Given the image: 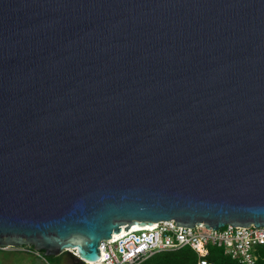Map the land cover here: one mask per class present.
<instances>
[{
    "label": "water",
    "instance_id": "obj_1",
    "mask_svg": "<svg viewBox=\"0 0 264 264\" xmlns=\"http://www.w3.org/2000/svg\"><path fill=\"white\" fill-rule=\"evenodd\" d=\"M170 220L264 227V0H0V250Z\"/></svg>",
    "mask_w": 264,
    "mask_h": 264
},
{
    "label": "built area",
    "instance_id": "obj_2",
    "mask_svg": "<svg viewBox=\"0 0 264 264\" xmlns=\"http://www.w3.org/2000/svg\"><path fill=\"white\" fill-rule=\"evenodd\" d=\"M176 221H161L154 225L112 234L111 239L100 245V260L96 263L84 261L86 264H141L154 255L184 248L192 249L200 258V264H210L205 261L211 248L223 250L225 256L237 264H258L257 247L264 246V227L238 228L227 225L222 229L213 230L205 224L195 228L175 226ZM8 250V249H7ZM23 252L41 254L33 248L16 249ZM76 255L75 252H73Z\"/></svg>",
    "mask_w": 264,
    "mask_h": 264
},
{
    "label": "trees",
    "instance_id": "obj_3",
    "mask_svg": "<svg viewBox=\"0 0 264 264\" xmlns=\"http://www.w3.org/2000/svg\"><path fill=\"white\" fill-rule=\"evenodd\" d=\"M257 254L259 256L258 264H264V246L257 247ZM41 256H44L43 252ZM49 258L58 264L62 262L63 264H86L70 252H65L58 257ZM205 261L210 264H237L236 261L225 256L223 250L218 248H211ZM141 264H200V258L192 249L184 248L158 253Z\"/></svg>",
    "mask_w": 264,
    "mask_h": 264
},
{
    "label": "rangeland",
    "instance_id": "obj_4",
    "mask_svg": "<svg viewBox=\"0 0 264 264\" xmlns=\"http://www.w3.org/2000/svg\"><path fill=\"white\" fill-rule=\"evenodd\" d=\"M48 260H47V259ZM0 264H58L49 257H39L34 253L16 249L0 250ZM60 264H63L60 263Z\"/></svg>",
    "mask_w": 264,
    "mask_h": 264
},
{
    "label": "bare ground",
    "instance_id": "obj_5",
    "mask_svg": "<svg viewBox=\"0 0 264 264\" xmlns=\"http://www.w3.org/2000/svg\"><path fill=\"white\" fill-rule=\"evenodd\" d=\"M146 226H148V225H144V226H142V225H137L138 228H142V227H146Z\"/></svg>",
    "mask_w": 264,
    "mask_h": 264
}]
</instances>
